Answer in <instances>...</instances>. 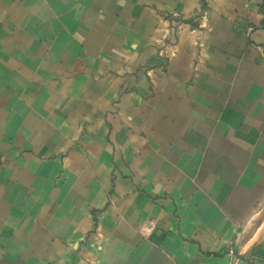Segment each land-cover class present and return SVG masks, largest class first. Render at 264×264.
I'll return each instance as SVG.
<instances>
[{
  "label": "crops",
  "instance_id": "1",
  "mask_svg": "<svg viewBox=\"0 0 264 264\" xmlns=\"http://www.w3.org/2000/svg\"><path fill=\"white\" fill-rule=\"evenodd\" d=\"M0 264H264V0H0Z\"/></svg>",
  "mask_w": 264,
  "mask_h": 264
},
{
  "label": "built area",
  "instance_id": "2",
  "mask_svg": "<svg viewBox=\"0 0 264 264\" xmlns=\"http://www.w3.org/2000/svg\"><path fill=\"white\" fill-rule=\"evenodd\" d=\"M245 1H251V0H245ZM153 224L150 221H147L144 223L143 231L145 234H149L152 231Z\"/></svg>",
  "mask_w": 264,
  "mask_h": 264
}]
</instances>
